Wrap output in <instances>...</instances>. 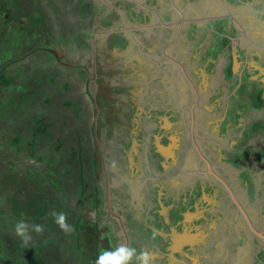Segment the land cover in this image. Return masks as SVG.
I'll list each match as a JSON object with an SVG mask.
<instances>
[{
    "label": "rangeland",
    "instance_id": "374dc122",
    "mask_svg": "<svg viewBox=\"0 0 264 264\" xmlns=\"http://www.w3.org/2000/svg\"><path fill=\"white\" fill-rule=\"evenodd\" d=\"M32 1L36 2L37 0ZM39 1L42 7L46 6L44 0ZM48 1L59 3V7L62 10H65L63 12L64 17L67 18L69 16V11L63 8L64 5L61 3L62 0ZM135 1L140 2L142 6L140 7L139 3L138 5L135 2L129 1H126L127 3L124 4L121 0H74L71 4L74 12L73 19L75 22L79 18L77 13L79 10L78 5H84L85 7V19L88 21L86 25L88 27L90 26V28L88 30L85 29V26H83V29L86 34L90 35V47H76L79 52L72 49L70 45L66 46L65 49L70 62L72 64H78V66L80 65L85 67L88 73L83 68L81 70L78 68L75 73L70 72V76L63 71L62 82L66 81V79L69 81L67 83L68 90L65 97L66 101L70 103V106L63 108L60 105L56 110L54 108L51 109L48 105H46L47 111H45V113L50 119L51 124L55 126L53 128V132L56 133L57 131L61 136L63 135V137H67L63 129L67 125L69 118H72L73 121H75L74 124L76 127L79 128L80 125L76 124V119H79L78 123L79 121H86L88 118V116H86V112H88L90 118H88L87 123L90 126L88 129L90 128L89 132L92 140L90 139V144L89 142L85 143V146H87L86 151L91 152L90 148L92 146L93 153L98 150L97 169L103 171L104 166H106V174L108 176V167H110V163L114 160V158H116L115 154L117 151L114 150L116 143L118 140L120 143L123 142L119 137L120 133H117L118 127L120 126V122L117 121L118 117L112 122V116L115 113V107L118 102L117 95H119L116 90L121 89L124 92V94H121L122 96H119V99H122V101L128 100L127 102L138 108L136 110L134 108V110L132 108L129 109L131 110L129 113L130 115H128L129 118L126 119L125 122L121 117V123L123 124L124 122L125 128H131L136 131L133 133L131 130V135H137L138 131L141 132L140 130L145 128V126H141L143 124L145 125V123H147L146 119H149L152 115L151 108L154 106V102L150 100V96L159 98L162 103H168L171 107L168 110L165 105L164 113H162L161 117H164L163 119L169 118V121L173 122V126L175 128H173L172 131H163L162 127V130L157 127L150 132L148 137L149 139H152L153 137L156 143L160 141L162 145L165 146L166 156L160 152V148L155 142L150 144L151 150L149 152V156L152 160H148L146 157L143 159L140 153L135 156L137 158L135 161L136 169L142 168L145 172H147L149 166H152L153 170L158 174H165L163 181H160L165 191V193H163L164 200L161 201V193H158L155 196L156 199L153 200V193L148 192V196L145 198L147 201L146 203H141V199H135V201L131 202L127 199L126 193L122 194L119 192L118 195L114 189H107L105 187L106 184L103 179H101L96 182V192L98 194H102L99 187L104 190V194H102L104 195V207L101 206V208L103 209L102 211L105 209L106 213L109 215L105 214L103 216L102 223L111 225L113 233L116 234L119 243L121 241V235L124 236V234H126L129 239L131 238V242L133 243L131 247L136 248L138 252L140 249L146 248L150 257V264H264V255L263 253H260V251L263 250L259 249V245H261V243L258 240H255L252 236L245 239L246 236L243 232H246L245 221L240 219L238 213L234 214L235 216L232 218L233 222H231V219L228 220L227 217L225 218L229 207L226 204L223 207L224 211L222 210L223 202L221 197L224 193H219L217 191L220 183H214L215 181H213L214 179L212 176L207 173L208 171L204 173L205 175L203 174V161L198 159L194 149L183 162L187 148L186 146L182 147V145L184 144L183 140L186 138V133H184V126L175 120L171 111L174 107L177 109V106L179 107L182 104H187L184 103L182 99L184 94L191 97V102L194 97L183 76L173 68L174 66L172 64L159 56L162 52H160V48L163 47V45L168 44V41L172 43L176 31L174 32L173 28H170L172 29L171 32L174 35L172 34L173 36H168V32L166 30L170 29H167L166 27L158 28V32H156V29L150 30L148 25L155 23L153 18L150 19L149 17H140V14H142L144 9L145 11L153 9L157 11L159 10V15L161 17L165 15L163 20L165 19L167 22L177 20L179 13H176L174 15L175 17H173L174 13L168 11L171 8L173 11L178 9L191 21H199L201 17H215L218 14L227 15L230 13V15H232V17L229 16L226 19H222L218 16L221 19L219 22L212 21L215 23L213 28H211L212 23L203 24V21L196 22L194 24L191 22L188 25L185 24L184 29L181 32L182 37L177 45L169 49V51H163L168 53L169 56H177L178 60H187L188 65L192 67L194 72V78L192 77L194 79V83L201 86L200 91L201 94H203L202 96L208 98V100H203L204 102L206 101L205 109L204 107L201 108L203 112L198 109L194 115L195 118L199 117V120L202 123L200 126L203 128L198 136L202 138V136H204L202 133L205 132V129H207V137L205 138L206 141H211L210 145H212L209 146L205 143L204 145L206 147L203 145L201 146L202 151H205L204 149L207 148V153H205L209 155L210 158L213 156L212 150L216 152L215 158H212L213 162L210 159L211 163L214 164L215 170L217 166L224 165L228 171L226 173L228 175V177H226L228 178V182H231L230 184H232L233 187L235 185L236 189H239H237V193L239 194L245 192L243 184L245 182H249L250 178L247 177L249 175H245V179L242 181L241 179H238V174L242 171L253 173V184L250 185L252 187L251 197L248 199L245 197L243 203L246 209L249 210V215L251 214L253 220L258 223L259 228L264 230V179L262 177L263 168H259L261 166L259 162L264 160V156H262L263 158L260 161L258 156L255 157L254 160L247 159L240 165H230L227 156L225 157L226 152H230V149L232 151L236 150L237 145L242 147V149H246L247 153H251L252 149H256L258 147L264 148L263 141L257 143L258 140H255L256 143H253L252 141H254V139H251L254 135L258 137L256 134H259V132H261L260 130H263L264 132V117H259L264 113V108L258 106L260 103H254L253 101L244 103L243 98L247 97H244L247 89H244L245 87H242V84L240 85L241 91H239V93L236 92L233 95L230 94L234 90H239V88H236L237 80H232L234 83L230 81L228 84L225 93L229 92L230 95H221L219 92L213 90L214 77L221 75L224 76L225 79L227 78V80L230 78L232 68L234 67L235 62L237 63V54L240 62L239 66L241 65L243 71L246 69L243 65L246 62L247 65H249V73L245 72V82H249L250 80H256L257 82L262 80L264 81V79L261 78L264 76V60L260 57V59L256 57L257 55L264 56V52L260 51L256 47V43L260 42L264 46V0H202L204 3L202 5H199L197 2L184 4V0ZM205 1L208 2V4H206ZM77 2L78 4H76ZM199 6L202 7V10ZM214 6L217 7V9H215ZM50 10L54 11V7H51ZM89 11L90 14L87 15V12ZM112 11H115L116 15H119L120 18L114 17L112 15ZM226 11H228V13H226ZM21 17V10L13 12L8 11L5 6V0H0V39L2 38V30L11 24L8 23L11 18L15 25L22 26L20 25ZM237 21L242 24L247 32H243V29L239 27ZM52 22L53 21L50 19L48 20L49 25H51ZM68 22L70 23V28L74 27L71 20H68ZM144 26H148V28H145ZM67 28L69 29L68 32H70V28ZM128 28H130L131 31H126ZM133 28H135V30ZM162 31L163 34L161 33ZM208 32L213 33L214 38L216 37L222 41L220 42L221 47L217 48L216 51L213 50L208 51L207 53H201L202 51L200 52L199 45ZM222 32H227L231 34V37L236 38L235 42H233V47L238 45L237 53L235 50L233 51L232 46L229 50V42H227L225 38L220 35ZM190 33L192 36H190ZM66 36L67 37L64 38L65 40H67L69 35ZM157 36L158 38L161 37L160 40H157L156 44L154 43L155 46H150L148 44V47L145 43V39L149 38L155 40ZM87 37L88 36H85L81 39L82 42H80V45H82V43L87 44ZM259 38H262L263 41H260ZM32 41L40 45V41L36 42V39H33ZM38 47L39 46L35 48L34 45H32L31 50L26 51L24 54H15L10 58H3L2 54V59L0 60V71H4L5 74L9 76L15 73L18 74L20 72L18 64L22 63V61L26 58L27 59L24 63L29 61V57L38 53ZM262 48L264 49V47ZM5 50H7V48L3 49V51ZM58 50H61L59 46ZM194 50L196 53L194 55L195 59L193 60L189 56L190 52H193ZM8 51L9 50L6 52ZM182 52L186 55H182ZM208 57L213 60L210 64H206L208 63L206 62ZM215 60L217 61L214 62ZM157 65L159 67H157ZM231 65H233V67ZM220 67H223L222 74L219 70ZM175 71L178 73L173 75ZM40 74L41 72H32L30 76L36 77ZM167 76L170 78H167ZM21 79L22 78L19 80ZM75 79H79L80 81L78 82ZM69 83L71 84L69 85ZM147 83H149L148 86ZM13 85L15 86V84ZM172 87H174V91H172ZM196 87L198 89V86ZM109 88L115 92V94H113L111 91L112 97L110 99L108 98L109 96H107L108 94L106 92ZM98 89H102L105 100H107L108 103L105 102L102 93H97ZM176 91H178V94L180 93L179 98L176 97V93H174ZM187 91L191 95L188 94ZM16 95L17 90L6 86L4 88L0 86V121L8 122L10 120L9 116H11V111L5 103H7L10 96L15 98ZM225 95H228L229 101L232 103V107L230 109L225 108L222 101H217L220 99V96L225 97ZM262 97L263 94L260 95L261 99ZM93 102L96 106H98V111L97 109L94 110ZM236 105V108L242 109V111L236 109L233 110ZM247 106H249V108L247 110H243ZM139 107L142 108L140 109ZM4 109L8 115L7 113L4 114ZM101 113H104L102 118H107V122L105 121V127L108 129V132H110L111 128L114 129L110 133L103 132V125L99 121ZM256 116L259 118L254 120ZM3 117H6V119H3ZM240 117L241 120L239 121L243 124L239 129L235 130L234 122ZM249 119L251 120L249 121ZM204 120L207 123H205ZM73 121L70 123L72 124ZM21 124H23V121ZM85 124L86 123H83L81 126H84ZM244 124H247L249 128L247 132H250L249 134L245 133L246 128L244 127ZM186 126L189 129V125ZM169 127L170 125L167 128ZM164 128H166V126ZM24 129L26 128H23L22 126L16 127V131H23ZM6 131L7 134L0 135V152L2 151V154L0 153V232L2 234L14 233V224L21 220L30 227L32 225H39L38 220H40L43 215V217L49 221L48 223L55 224L53 222V218H51L52 216L50 210L46 211L45 214H39L32 209L35 208L33 199L40 201V203H44V201L40 199L41 193L38 191L42 182H40L37 174L34 172V166L26 161L27 158L32 157L31 153L33 148L28 144L21 143L20 146H17L14 150H2L3 146L10 145L11 141H13L12 139H14V135L10 129ZM84 131L88 133V130ZM171 136L175 137V139L171 138ZM248 137L249 139H247ZM258 139L261 141L263 136L258 137ZM133 140H137V137H133ZM123 144H125L128 149L129 143L123 142ZM46 145H49V143H46ZM245 146L247 148H245ZM136 147L140 148V145H136ZM111 148L114 150V154H111ZM131 148L132 146L130 147V150ZM141 148L142 153L144 154V147L141 146ZM134 149L135 146L133 150ZM188 152H190V150ZM123 154L124 153H122V155ZM125 158L120 157L118 164L114 163V176L116 174L118 176L128 175V172L123 170L126 161ZM62 159L63 157L61 155H54L51 157V160L49 159L47 167H45L46 171L53 173L52 179L59 182L61 181L60 167ZM131 159L132 156H130V160ZM186 161L187 163H185ZM179 166H181L180 173H182V176L180 174L177 176H181L182 178H177V176H175L178 173ZM128 167L130 169V173L132 171H135L136 173L137 170L134 168L132 163H129V161ZM10 169L17 171L13 172V174L18 178L15 177L11 181L9 180L10 183L8 184V182H5V179L7 178ZM31 170L33 172H31ZM77 174H79V171L75 167H71L70 177H74ZM169 174H173L171 177L172 180L168 179L170 177ZM28 175L34 176V180H32L33 186L27 181L30 180L27 179ZM99 176H102L101 172ZM235 176L238 177L237 180L235 179ZM93 177H95L96 180V176H94V173L90 171V184H94ZM142 178H144V175L142 174L139 175L138 179L135 178V180H138L139 185H141L140 183L143 181ZM199 180L201 181L200 184ZM205 180H208L207 184L205 183ZM87 185H89V183ZM220 186L224 191L225 188L222 185ZM15 189L18 193L16 192V194H13L12 192ZM49 191L50 190H48L45 194L50 193ZM112 193L114 194L113 196H111ZM16 196L21 198L28 196L32 198L23 203L17 202V204H19V208H26L29 206V213L23 214V211L18 210L12 205V199ZM166 196L168 200L166 199ZM43 197L47 198L45 195H43ZM112 198H114L113 202L115 203L112 204L113 210L109 207V200ZM189 201L190 203H188ZM85 203L87 206L89 205V201H86ZM165 203L166 205L164 206ZM44 205L46 207V204ZM55 205L58 212L63 211L66 215L70 213L68 210L76 212L79 211L81 207L77 201L74 191H70L69 186H66V189L63 191V196L58 198ZM93 208H90V212L86 213V217L89 220L93 219L96 221L97 211L96 209L92 210ZM6 214H9L10 217L8 220H2V217ZM12 215H14V218H11ZM73 221L74 219L71 216H67L68 224H71ZM76 223L77 222H73V225L75 226ZM183 227L190 228L189 230H192L193 235L199 237V240L202 239L201 242L197 241L198 243L195 242L191 246L186 247V249L191 250L189 256L193 257L194 255L196 257H193L192 260H188L185 256H183V258L180 259L181 263L173 261L171 258H167L159 262L157 253L161 252L160 254H162L165 249L169 248L171 245V239L169 241L167 240L169 237H166L167 233L165 232H171L173 229L182 231ZM134 231H136V234H134ZM58 238L67 239V234L61 231V233H58ZM93 238L94 236L91 238V233H89L88 241L85 245L86 247H89V249L90 247H95ZM2 239L3 242L6 241L10 243L11 250H13L20 242L19 238L15 239L13 235L9 236V240L4 237ZM59 243L64 260H66L68 256L69 263L67 264H82L80 259H78L79 261H73V255L68 253L67 250L68 242L63 244L64 242L61 240ZM107 247L110 249V245H107ZM24 248L25 247L21 248L20 252H22ZM3 249L4 247H1L0 245V252H2ZM26 249H28V247H26ZM29 250L30 249L27 251ZM102 250L103 249H101L100 252ZM186 251L187 250H185L184 253ZM93 252L94 251L91 253ZM14 259L17 262L20 258L15 255ZM133 264H137V262L134 261Z\"/></svg>",
    "mask_w": 264,
    "mask_h": 264
},
{
    "label": "flooded vegetation",
    "instance_id": "af4514ba",
    "mask_svg": "<svg viewBox=\"0 0 264 264\" xmlns=\"http://www.w3.org/2000/svg\"><path fill=\"white\" fill-rule=\"evenodd\" d=\"M121 1H129V0H121ZM186 1H189V0H184V4H185ZM32 2H33L32 0H23V1H21V3H23L24 5L27 4V6H31V3ZM73 2H74V0H62L61 1V3L64 5L63 8L67 9L68 11L69 10L70 11H73L72 10L73 8L71 6V4ZM129 2H131V1H129ZM196 2L197 1H193L192 3H196ZM39 3H40V1H39ZM44 3L46 4V6H44V8H43V10H45L44 11V13H45V16H44L45 23H43L42 27L44 26V30H45L44 32L45 33H46V31H49L51 33V36L53 38V42H51L50 37H49L48 39H46V42H47L46 45L45 44L44 45H39L38 52H39V56H41L42 58L40 60H38V61H39V67L43 66L42 69L45 72L48 71V72H51L54 75H56L55 76L56 77L55 78V82L50 83V85L47 88H45V91H46V95H49L53 99V101H52L53 104H50L48 107L51 108V109L54 108V109L57 110L60 105L63 108H67L68 106H70V103L68 101H66V97H65V95L67 94V90H68V84L67 83L69 81L66 79V81L62 82L63 81V78H62L63 71L65 73H67L68 76H70V72L71 73L77 72V69L78 68L80 70L83 68L88 73V71H87V69L85 67H82L80 65L78 66V64L75 65V64H72L70 62V59L67 56V51L65 49L67 43L65 42L66 40L64 39V38L67 37L66 35H69L70 36V35H73V33L77 32L78 31V28H79L78 25H81L82 26L81 23H83L84 19L78 18L76 20V22L74 21L73 18H65L64 19L63 18V16H64L63 15V12L65 10H62L59 7V3H55L54 1H48V0H44ZM76 4H78V2ZM198 4L199 5H202L204 3L202 1H200ZM51 7H54V12L56 14L53 11L50 10ZM81 8L84 9L85 8L84 5H82V6L78 5V9H79L78 12H77L78 15L81 12ZM199 8H201V10H202V7L199 6ZM41 10H42V8H41ZM141 10H143V9H141ZM148 10L149 11H152V12L145 11V9L143 11L146 12V15H149L148 17L150 19L153 18V20L155 22V23L149 24L148 26L150 27V30L156 29V32H158L157 31L158 28H163L161 26V21L163 20V17L165 15L163 16V14L161 13L162 16H163V17H161L159 15V13H160L159 10L158 11L157 10H153V9H148ZM168 11H170L172 13L176 12V10L173 12V9L172 8L170 10H168ZM57 14H58V17L56 16ZM210 18H212V19H210ZM213 18L214 17H201L200 20L201 21L202 20H205V21L202 22L203 24H205V23H212L211 28H213V26L215 25L214 22H219L220 19H221V18L220 19H218V18L213 19ZM226 18L227 17H225L224 19H226ZM49 19L51 21H53L51 23V25L48 24V20ZM207 19H210V20L209 21H206ZM68 20H71L72 21V24H74V27L70 28L71 26H70V23L68 22ZM212 21H214V22H212ZM164 22H167V21L165 20ZM76 23L78 24L77 27L75 26ZM237 24L239 25L240 28L243 29V32H247V30L244 29V27L242 26V24L240 22L237 21ZM84 26L86 27L85 29H88L89 30L90 26L88 27L86 24ZM148 26H144V27L145 28H148ZM67 27L70 28V32H68L69 29ZM133 29L135 30V28H133ZM127 30L130 31V28H128ZM163 31L161 32L162 34H163ZM166 31L168 32V36L173 34L171 32L172 29L166 30ZM173 31L174 32L176 31L175 32V36L173 38L174 39L173 41H175L176 40V35H177V29L176 28H173ZM200 32H201V30H200ZM261 34H263V33H261ZM213 35H214L213 33H209V32L206 33V37L203 39V41L199 45L200 52L202 51L201 53H207L208 51H213V50L216 51L217 48H220L221 47V43L220 42H222V41L219 40L216 37H215L216 38L215 39L213 37ZM220 35L222 37H224L227 42H229V47H231V46L233 47V42H235V39L236 38L231 37V34H229L227 32H222ZM69 36H68V38H69ZM87 36H89V35H87ZM158 36H159V34H158ZM158 36L155 38V40H152V39L151 40L153 42H156L157 40H160L161 37L158 38ZM190 36H192L191 33H190ZM80 37H82V36L80 35ZM181 37L182 36H180L178 38V40H176V43L172 47H169L168 49H166V51H169V49L175 47L177 45V43L179 42V40L181 39ZM56 38H57V40H56ZM147 39H149V38H146L145 39V43L148 46V44L146 42ZM259 40L260 41H263L262 38H259ZM86 42H87V44H90V38L89 37L86 39ZM188 42H189V40H188ZM168 43H170V41H168ZM73 44L71 43L73 49L76 52L78 51L76 49V47L82 48L77 42H74ZM256 44H257L256 47L260 51L264 52V49L262 48L264 46L262 45V43L260 42V43H256ZM58 46L61 49L60 51L58 50ZM163 47H164V45H163ZM163 47L160 48V52L163 51ZM237 48H238V45H236V47H233V50H235L236 53H237ZM55 49H56V51H55ZM195 53H196L195 50L193 52L192 51L190 52V56L189 57L191 59H193V60L195 59L194 58ZM165 54L168 57H172V56H169L168 53H165ZM181 54L184 55L185 53L182 52ZM261 54H263V53H261ZM159 56H160V58L163 59L162 52L160 53ZM237 56H238V54H237ZM173 57L177 61H179L184 67L187 68V71L190 73L191 76L194 74V72L192 70V67H190L188 65V63H187V60H185V59L184 60H180V59L178 60L177 56H173ZM256 57L257 58L260 57L262 60H264V56H262V55L261 56L257 55ZM238 60H239V58H238ZM24 61H22V63ZM216 61L217 60H215L214 62H216ZM206 62H208L206 64H210V63L213 62V60L210 57H208L207 60H206ZM170 64H172V63H170ZM231 66L233 67V65H231ZM243 66L246 69L244 71L243 70L239 71L238 74H236L237 71L235 70V68L234 67L233 68L231 67L232 68V74L234 72V75H231L230 76V79H228V80H227V78L225 79V77L224 76H221V75L214 77L213 78V80H214L213 81V90L219 92L221 95L229 94V92L225 93V91H226V89L228 87V84L232 80H237L236 88H239V90H235L236 92L239 93V91H241V87H240L241 84H242V87L243 86L245 87L244 89H247L246 95H244V97H246V96L247 97L245 99L243 98L244 99V103L253 101L254 103H260V105H258V106L264 108V97H262V99L260 98V95L263 94V91H264V81L262 80L260 82H257L256 80H250L249 82H245V72H248L249 73V67H248L249 65H247V62H246ZM157 67H159V66L157 65ZM252 67H254V66H252ZM173 68L176 69L183 76V73H182V71L179 68H177L175 66ZM219 70H220V72L222 74L223 67H220ZM177 71H175V73L174 74L172 73V74L173 75H176V73H178ZM166 72H168V71H166ZM94 75H95V73H94ZM87 76H89V75H87ZM45 77H46V80H47L48 77L47 76H45ZM183 78H184V76H183ZM261 78L264 79V76H262ZM75 80H77L78 82L80 81L79 79H75ZM232 82L234 83V81H232ZM70 84L71 83H69V85ZM73 84H74V82H73ZM94 85H95V83H94ZM148 85H149V83H147V86ZM211 88H212V86H211ZM111 91H112L111 88H109L108 91L106 90V92L108 94L107 96H109L108 97L109 99L112 97ZM172 91H174V87H172ZM198 91H199L200 98H201V103H200L198 109H199V111L203 112V110H201L202 107H204V109H205V102L203 100H206V99L208 100V98H205L204 96H202L203 94H201V91H200V88L199 87H198ZM235 91H232L230 94L233 95V92H235ZM116 92L119 95H117L118 102H117L116 107H115L116 108V110L114 111L115 113L112 116V122H113V120H116V118L118 117V120L117 121L120 122V126L118 127L117 133L118 132L120 133L119 134V137L122 139L123 142L129 143V147L127 149L126 146H125V144H123V142L120 143L119 140L117 141L116 147L114 149V150L117 151L116 154H115L116 155V158H114V160L112 162L110 161L111 163H110V167H108V170H109V175L108 176L106 174V172H107L106 166H104L103 171L100 170V169H98L97 173L94 172L95 166H96V165L94 166V161L96 160L95 158L97 157L98 150L96 152L94 151V153H93V146H92L90 148V151L92 153L86 151L87 146H85V143H88L89 142V144H90V139H91L90 132H89V129L90 128L88 129V127H90V126L87 123L88 122V118H90L89 113L86 112L87 113L86 116H88V118L84 122L83 121H79V123H78V120L79 119L78 120L76 119V124L80 125L79 128L76 127V125L74 124L75 121H73L72 118H69V121H68L67 125L63 129V131L65 132V134L67 135V137L66 136L63 137V135L61 136L60 134H58L57 131H56V133L53 132V128L55 126L51 124L50 119L48 118V116L45 113V111H47L46 103H41L42 106H43V111H42L43 113L41 115V118L45 120V123L48 125L47 127H48L49 134H51V136H48L49 134L48 135H45V136H41V138H40V141H41V149H42L41 150V154L44 155V156H46V155H48L49 152H50V154L52 152H55V155H58V156L61 155L63 157L62 163H61V167H60L61 168V181L60 182L59 181H56V185L58 183V186L60 184L63 185V183L66 180V178L67 179L69 178V180L70 179L72 180L74 178V177H70L69 176L71 173H70V170L69 169H66L67 164L69 162H72V163H76V164L79 165V168L77 169L79 171V174H77V179H75L73 181L78 184V189L80 191H82V193H85L86 201H89V204L92 203L97 198L95 207L94 206H92V207L90 206V208H93L94 207L92 210L96 209V211H97V214H96V218L97 219H96V221H94L93 219H90L89 220L86 217V220L89 223L93 224L96 227V229L98 230V233L93 238V242H94L95 246L98 245L99 243H101L100 237H101V235L104 234V235H106V240L103 242V245H105V244L110 245V249H112V247H113V249H115L120 244H124V245L131 246V245H133V243L131 242V238L129 239L126 234H124V236L121 235V241L119 243L116 234L113 233V229H112L111 225L110 224H104V223H102L103 216L105 214L106 215H108V214L106 213L105 209H104V211H102L103 209L101 208V206L104 207V195H102V194H104V190L101 187H99L101 189V191H102V194H98L96 192V182H98L101 179H103L104 183L106 184L105 187L107 189H114V191L117 192L118 195H119V192H121L122 194L126 193L127 199H129V201H131V202L135 201V199L136 200L141 199V203H146L147 201L145 200V198L148 196V192L149 193H153V195H154V197H153L154 199L153 200L156 199L155 196L158 193H161L162 194L161 195V201H163L164 200L163 193H165V191H164V189L162 187V183L160 181H163V179L165 178V174H158L157 172H155L153 170V167L152 166H149V169H148L147 172H145L142 168L136 169V166H135V163L136 162L135 161L137 160V158L135 156L138 155V153H140L142 155L143 159H144V157H146V159L152 160L150 158V156H149V152L151 150L150 149V144L151 143H154L155 141H154V138L153 137H152V139H149L148 138L150 132H152L157 127H159V129H161V127H162L163 128V131L164 130L172 131L173 128H175L173 126V122L172 121L171 122L169 121V118L163 119L164 117H161L162 113H164L165 105L167 106V109L168 110L170 109L171 105H169L168 103H166V104L165 103H162L160 101V99L157 98V97L150 96V100L154 102V106L151 108L152 115H151V117L149 119H146V122L147 123H145V125L143 124L141 126V127H144L145 126V128H142L140 130L141 132L138 131L137 132L138 133L137 135H134V134L131 135V130H132L133 133H135L136 131H134L131 128H125L124 127V122H125L126 119L129 118L128 115H130L129 113L131 111L129 109L130 108H132V109L134 108L136 110L138 108L135 107V105L130 104L129 102H127L128 100L127 101L126 100H123L122 101V99H119L120 98L119 96H122L121 94H124V92L121 89H117ZM97 93L98 94L102 93L103 94V98L105 100V96H104V93L102 92V89H98L97 90ZM112 93L115 94L114 91H112ZM174 93H176V97L179 98V94L180 93L178 94V91H176ZM187 93L190 94L188 91H187ZM62 95L65 97V101L62 100V99H59L58 102H57L55 100V97L56 96L60 97ZM124 99H125V97H124ZM182 99H183V102L184 103H187L188 104V106H187V104L186 105L185 104H182L179 107L177 106V109H176V107H174L171 112L173 113L175 120L179 124H181L182 126H184L183 127L184 128V133H186V138H185V140H183L184 141V144L182 145V147L183 146H186V148H187L186 149V152H185V155H184L183 162L185 161L186 157H188V155L190 153H192L191 151H193V149H194L196 155L198 156V159L201 160V158L199 157V155H198V153H197V151L195 149V145H194V143L192 141V137L190 135V131H191L190 130V127L188 129L189 131L185 130V126L186 125H191L192 116H193V113H192V104L194 102V99L191 102V100H190L191 97H189L186 94L183 95ZM217 101L218 102H221L222 101L224 103V107L225 108L230 109L232 107V103L229 101L228 95L227 96L225 95V97L220 96V99L217 100ZM66 102H68L69 105H67ZM105 102L108 103L107 100H105ZM43 104H45V105H43ZM93 105H94V110H96L98 108V106H96L94 102H93ZM119 107H120V109H119ZM236 107H237V105L235 106V108H233V110L236 109V110L242 111V109H239V108H236ZM248 108H249V106H247L243 110H247ZM109 109H110V106H109ZM158 109H159V111H158ZM98 110L99 109H97V111ZM119 110H120V112H119ZM24 111H26V113L24 115H31V114L37 115L36 110L34 108H32V107H30L29 109L27 108L26 110L24 109ZM10 114H11V116H9L10 117V120H9L8 124H6L7 122L0 121V135L7 134V131L6 130H8V129H11L13 131H16V127L17 126H22L23 128H26V129H24L23 131L17 130L16 132L21 133L25 138L27 137V139H28V136L29 137L31 136V134H29V132H30V129H31V126H32V123L29 122V116H27L28 118L26 117L28 120L25 119L24 117H19L16 120V116H15L16 113L13 110H11ZM103 114L104 113H101L100 119H99L100 123L103 125V132L104 133H110L114 129L111 128L110 132H108V129L105 127L106 122H107V118L106 119L102 118L103 117L102 116ZM7 115H8V113H7ZM108 115H109V113H108ZM121 117L123 118V121H124L123 124L121 123ZM157 117H158V119H157ZM193 117L195 118V115ZM259 117H264V113L262 115H260ZM259 117L256 116V118H254V120L255 119H258ZM59 118H61V117H59ZM3 119H6V117H3ZM195 119L197 121L196 125L197 124L198 125H197V128L195 129V131L192 130V133L195 132V137L197 138V145H196V147H199V149L202 150L201 146L202 145L205 146L204 145L205 143H207L209 146H212V145H210V142L211 141H206V138H205V137H207V129H205V132H203V133L201 132L204 135V136H202V138H200L198 136V134L200 133V131L203 128L200 126L202 123L200 122L199 117H197ZM71 120L73 121L72 124L70 123V122H72ZM239 120H241V117L239 119L235 120V122H234L235 130L236 129H239L242 126V124H243V123L241 124L240 123L241 121H239ZM250 120L251 119H249V121ZM20 121H23V124H21ZM263 121H264V119H263ZM83 123H86V124L84 126H81V124H83ZM205 123H207V122L205 121ZM100 125H99V127H100ZM169 125H170V127L167 128ZM165 126H166V128H164ZM246 126H247V124H244V127L246 128L245 133H248L249 134L250 132H247L249 128H248V126L247 127ZM69 127H70V129H69ZM193 128H194V126H193ZM104 129H105V131H104ZM84 130H88V133H86ZM120 131H123V132H120ZM260 131L261 132H259V134H256V135L258 137H262L263 136V139L260 141L258 139V137H256L254 135V136L251 137V139H254V141H252L253 143H256L255 140H258L257 143L258 142H262V141L264 142V135H263L264 132H263V130H260ZM133 137H137V140L134 141L133 140ZM249 137L247 139H249ZM171 138H174L175 139V137H173V136H171ZM51 139H52V141H51ZM46 141L50 142V144L49 145H46V143H48ZM51 143H53L55 145L52 146ZM135 144L136 145H140V148H137ZM156 144L160 148V152L164 156H166V154H165L166 153L165 146H163L160 141H158V143H156ZM8 146H6L5 149H8ZM131 146H132V148L130 150V147ZM134 146H135V149L133 150ZM141 146L144 147V154L142 153ZM81 148H82V152H81L82 153V158L81 159H83L84 161H86V163L84 165H82L81 160L76 159V160L72 161V159L75 158V152H76L75 150L76 149H80L81 150ZM245 148H247V147L245 146ZM114 150L111 148V151H112L111 154H114ZM189 150H190V152H188ZM204 150L205 151H203V153H204L205 157L209 161L211 159V161L213 162V159L212 158L213 157L215 158L216 152L214 150H212V155L213 156H211V158H210L209 155L206 154L207 153V148L204 149ZM263 152H264V148L263 147H258L256 149H252L251 153L250 152L247 153L246 152V149H242V147H240L239 145H237L236 146V150L232 151L230 149V152L229 151L226 152L225 157L227 156V159L229 160V164L230 165H233V164L240 165L242 162L246 161L247 159L254 160V158L255 157H258V156H259V161H260L263 158L262 156H264V153ZM0 153L2 154V151ZM122 153H124V154L122 155ZM200 153H202V152L200 151ZM130 156H132V159L131 160H130ZM89 157H90V159H89ZM120 157H122V158H125L126 157L125 158L126 161H125V165H124V169L123 170L128 172V175L127 176H122V175L121 176H118L117 174L114 176V171H113L114 170V168H113L114 167V163L118 164ZM48 160L49 159H47L45 161V163L43 162V163L40 164L39 161L36 159V157L35 158L29 157V158H27L26 161L28 163L32 164V165L35 164V163L37 165L39 163V166L38 165L36 166V168L38 169V171L40 170L41 172L44 171V173H46L47 171H46V168L45 167H47ZM128 161H129V163H132L133 164L134 168L137 170L136 173H135V171H132L130 173L131 165H130V169H129V167H128ZM211 161H210V163H211ZM185 163H187V161ZM180 164H181V161H180ZM259 164L261 165L259 168L260 169L263 168V175H262V177L264 179V160L263 161H260ZM212 165H214V164H212ZM118 166H121V165H118ZM143 166H144V162H143ZM203 166H204L203 168L205 169V171L203 169V174L208 171L207 173L210 176H212L211 175V173H213L212 169L210 168L208 170V167H207L206 163H204V162H203ZM180 169H181V166H179L178 173L177 174L174 173V174H176L175 176H177L178 174H180L182 176V173H180ZM216 170H217L216 172L221 177H223L225 180L228 179V178H226V177H228V175L226 174L228 171L226 170V167L224 165L223 166H217ZM90 171H92V173H94V176H96V180H95V177H93V181H94V184L95 185L94 184H90ZM100 172H101L102 176H99ZM140 174L144 175V178H142L143 181L140 183L141 185L138 184V180H135V178L136 179L139 178V175ZM252 174L253 173H247V172L242 171L241 173L238 174L239 175V178L236 177L237 175L235 176V179L236 180L238 178V179H241L242 181H244L245 175H249L247 177L250 178V181L247 182V183L245 182L243 184V187H244L245 192H243L241 194L237 193L239 189L237 188L238 189L237 190L236 187H235V185L233 187L232 184H230L232 186L234 192L236 193V195H237L240 203L243 206H244V203H243L244 198L246 197L248 199V198L251 197V189H252V187L250 185L253 184V177H254ZM172 175L173 174H169L170 177L168 179L172 180V178H171ZM181 176L180 177L177 176V178H182ZM140 178H141V176H140ZM212 178L214 179L213 181H215L214 183H218L219 184V182H217L216 179L213 176H212ZM142 179H139V180H142ZM200 182L201 181L199 180V184H200ZM69 183L71 184V182H69ZM88 183H89V185H87ZM205 183L207 184L208 183V180H205ZM220 185H219V188L217 189V191L219 193H221V192L224 193L222 195V197H221V200L223 202V204H222V210L224 211L223 207L226 204L229 207V209L227 210V214H226L225 218L227 217L228 220H230V219L232 220L233 216H235L234 214L235 213H238L240 219H242L244 221L241 213L239 212L238 208L236 207V205L232 201L229 193L226 190L223 191V189H222V187ZM263 185H264V180H263ZM240 187H242V186H240ZM143 190H145V191H143ZM74 194H75V196H77L76 190H74ZM113 195L114 194L112 193L111 196H113ZM166 199L168 200L167 196H166ZM113 200H114V198H112V199L109 200L110 201V204H109L110 209H112V204H115L113 202ZM188 203H190V201ZM79 205L81 207L83 206L82 207L83 209H86V213L87 212H90L91 209L89 208V206H87V204L85 202L84 203H81V204L79 203ZM165 205H166V203L164 204V206ZM244 208L246 209L245 206H244ZM114 209H115V207H114ZM246 210H247V212L249 214V210L248 209H246ZM250 216H251V214H250ZM113 220H115V219H113ZM73 222H76V221L74 220ZM73 222L71 224H69V225H71V226H73V228H75L77 226V223L74 226L73 225ZM231 222H233V220ZM253 222H254V224L256 226H259L258 223L255 222L254 220H253ZM118 228H119V226H118ZM59 231L61 232L60 229H59ZM243 232H244V234L246 236L245 239H248L249 236H252L251 233H250V231H249V229L247 228V226H246V232L245 231H243ZM134 234H136V231H134ZM88 237H89L88 234H80L79 236H77L76 235V232L73 231L70 235L67 234V239L57 238V241L59 242V241L63 240V242H64L63 244H65V243L68 242V244H67V250H68V253H70V254L73 255V257H74L73 261H76V260L79 261L78 259H80V262H82V264H93V263H95V260L97 258V255H94V254H96V252H95L96 251V247H93V248L90 247V249H89V247H86L85 246L86 243H87V241H88ZM253 244H254V242H253ZM256 246H258V245H256ZM259 247H258L259 249H261V250L264 251V245L263 244L259 245ZM79 250H81V251L79 252ZM92 251H94V252L91 253ZM263 251H260V253L261 254L263 253V255H264V252ZM168 254L170 255V253H167L166 251H164L162 253V255H160V253H157V255H158L157 258L159 259V262H161L164 259L171 258ZM79 255H80V257H77ZM176 255L179 256L180 254L177 252L175 254V256ZM187 259L188 260H192L193 258H191V259L187 258ZM62 261H63V264L69 263L68 262V256H67V259L66 260H64V258H63Z\"/></svg>",
    "mask_w": 264,
    "mask_h": 264
},
{
    "label": "trees",
    "instance_id": "16d2710c",
    "mask_svg": "<svg viewBox=\"0 0 264 264\" xmlns=\"http://www.w3.org/2000/svg\"><path fill=\"white\" fill-rule=\"evenodd\" d=\"M21 1L23 0H5V6L8 11L13 12V11L21 10L22 17L20 20L21 22L20 25L22 26L15 25L11 18L8 21V23H11L9 24L10 26L8 25V27L2 30V38L0 39V60L2 59V54H3V58L4 57L10 58L14 56L15 54H24L26 51L31 50L32 45H34V47L37 48L39 44L33 42L32 41L33 39H36V42L40 41V45H44V44L46 45L47 44L46 39H48L49 37H50L51 42H53L51 33L49 31H46L45 33L44 26L42 27L43 23H45V19H44L45 10H43L44 7L41 6V3H39V0H37L36 2L33 1L31 3V6H27V4L24 5L23 3H21ZM193 1L195 0L186 1L185 4H192ZM121 2L122 3L124 2V4L127 3L126 1H121ZM197 2L199 3L198 0ZM41 8L43 11L41 10ZM84 12L85 10L81 8V12L79 13V18L84 19L83 23H81L82 26L78 25L79 27L78 31L73 33L74 36L70 35L69 38H67V40L65 41L67 43L66 46L70 45L72 49L73 47L71 43L73 44L74 42H77L80 45V42H82L81 39L88 35L84 33V30H83V26L88 23V21L85 19ZM89 14H90V11L87 12V15ZM175 14L176 12H174L173 17H175L174 16ZM73 15H74L73 11L69 10V16L67 18H73ZM112 15L116 18L118 17L120 18L119 15H116L115 11H112ZM56 16L58 17V14ZM140 16L142 18H148L149 15H146V12L142 11V14ZM63 18L65 17L63 16ZM75 26L77 27V23ZM80 35H82V37H80ZM146 42L150 46H155L156 44V42H152L151 39H147ZM80 46L81 47L86 46L87 48H89L90 44L82 43V45ZM4 48H7V50L9 51L8 52H6L7 50L3 51ZM230 49L231 48L229 47V50ZM41 58L42 57L39 56V52H38L32 55L31 57H29L28 59L29 61H27L26 63H24L25 62L24 61L23 63L18 64L20 68V72L18 74L15 73L9 76V75H6L4 71H0V86L3 88L6 86V87H10V88L17 90L16 97L14 98L10 96L9 99L7 100V103H5L10 109V111L13 110L16 113L15 114L16 120L19 117H24L25 119L28 118L27 115H24L26 113L24 109L26 110L27 108L29 109L30 107H32L37 112V115L31 114L29 116V122L32 123V126L29 132L31 136L30 137L28 136V139L27 137L25 138L21 133L10 129L14 135V139H12L13 141H11L10 145L8 146V150H14L17 146H20L21 143L28 144L29 146L33 148L31 156L33 158L36 157V159L39 161L40 164L43 162L45 163L47 159L51 160V157L55 155V152H52L51 154L49 152L48 155L46 156L41 154L42 149H41L40 138L41 136H45L49 134L48 127H47L48 125L45 123V120L41 118V115L43 113L42 112L43 106L41 103H46V105L48 106L50 104H53L52 103L53 99L49 95H46L45 88H47L50 85V83L55 82V78H56L55 77L56 75H54L53 73L48 72V71L45 72L42 69L43 66L39 67L38 60H40ZM32 72H41V74L36 77H33V76H30ZM45 76L48 77L47 80ZM20 78L22 79L19 80ZM13 84H15V86ZM59 99H62L65 101V97L63 95L60 97L58 96L55 97V100L57 102ZM66 103L67 105H69L68 102ZM6 113L7 112L4 109V114ZM8 122L6 124H8ZM48 136H51V134H49ZM48 143L50 144V142ZM51 145L54 146L55 144L51 143ZM5 147L6 146H3L2 149H5ZM75 151H76L75 158H73L72 161L78 159V160H81L82 165H84L86 161L81 159L82 158V153H81L82 148L81 150L76 149ZM95 159L96 160L94 161V166L95 165L96 166H95L94 172L97 173L98 171L97 157ZM39 163L37 164L38 166H39ZM37 165L35 163L32 166H34V172L37 174L38 179L40 180V182H42V185L40 186L38 191L41 193L40 199H42L44 203H40V201L33 199V204L35 208H32V209H34L35 212L39 214L40 213L45 214L46 211H49V210H50V213H52V211L58 212L57 208H55L56 207L55 204L57 203L58 198L63 196V191L64 189H66V186L70 187V191L76 190V193H77L76 198L80 204L86 202L85 193H82V191L78 189V184L73 181L77 179V175L74 176L72 180L71 179L69 180V178L68 179L66 178V180L64 181V185L60 184L58 186V183L56 185V181L52 179L53 173L49 171H47L46 173H44V171L41 172L40 170L37 171V168H36ZM71 167H75L76 169H78L79 165L76 163L69 162L66 166V169H69L70 173H71ZM9 171L10 172L8 173V176L5 179V182L6 183L8 182V184L13 178L16 177L14 176L13 172H17L16 170L13 171L12 169H10ZM31 172L33 171L31 170ZM33 177H34L33 175H30V176L28 175L27 177V179H30V180H27L28 183L31 184L32 186H33L32 180H34ZM69 182H71V184ZM16 189L12 192L13 194H16V192L18 193ZM44 190H47V191L50 190L49 191L50 193L45 194L47 191H44ZM43 195L47 196V198L43 197ZM24 197L26 199L16 196L15 198L12 199L11 203L18 210L23 211V214H27L30 211V207L28 206L26 208H19V204H17V202L23 203V202L28 201L29 199H32L31 197H28V196H24ZM96 201H97V198L88 205L89 208L90 206L91 207L95 206ZM44 204H46V207ZM82 207H80L81 210L79 209V211H76V212L72 210H68V212L70 213L67 214L66 216H71L77 222V226L74 228L75 229L74 231L76 232L77 236H79L80 234L89 235V233H91V237H93L98 233V230L93 224L89 223L86 220V209H83ZM43 216H41L40 220L38 221H39V225H43L45 231L40 234H37L35 232L31 233L33 235V239L28 245V249H30L29 251H27L28 249L24 248L23 251L20 252V249L23 248L21 245V241L16 245V247L13 250H11L10 243L6 241L3 242L2 238L4 237L5 239H8L9 236L11 235H13L15 239H18V237H16L14 233L2 234L0 232V245L1 247H4L2 252H0V264H63V261H62L63 254L61 252L62 249L60 248V243L57 241L58 232L60 231L56 225L52 223H48L49 221L45 219ZM9 217L10 215L6 214L4 215V217H2V220L3 219L8 220ZM11 218H14V215H12ZM16 223L14 225H16ZM100 239H101V243L96 245L95 246L96 251L94 250L96 252V254L94 255H97V256L99 255V252L101 249L103 250L108 249L107 244L103 245V242L106 240V235L104 234L101 235ZM192 240L195 241L193 238L189 239V241H192ZM80 251L81 250H79V252ZM15 255L20 258L19 261L17 262L14 259ZM77 257H80V255Z\"/></svg>",
    "mask_w": 264,
    "mask_h": 264
},
{
    "label": "water",
    "instance_id": "95a60500",
    "mask_svg": "<svg viewBox=\"0 0 264 264\" xmlns=\"http://www.w3.org/2000/svg\"><path fill=\"white\" fill-rule=\"evenodd\" d=\"M131 2H135V3H139V6H142V4L138 1L135 0H129ZM114 5V4H113ZM177 13H179V17L177 20L174 21H170V22H164L163 20L161 21V26L162 27H166L167 29L170 28H176L177 29V35H176V40H178V38L181 36V32L184 29L185 24H189V23H196V22H200L201 20L199 19V21H194V20H189L187 19L184 14L182 12H180L178 9L176 10ZM212 19V18H210ZM210 19H207L206 21H209ZM213 19H216L213 18ZM205 21V20H202ZM129 31V30H127ZM131 31V30H130ZM100 34V33H99ZM176 40L173 41L172 43H168L165 44L163 47V50L168 49L169 47H172L175 43ZM162 56L164 57V60L168 61L169 63H172L175 67L179 68L182 73L184 78L186 79V81L188 82L190 89L192 91L193 97H194V102H193V107H192V113L194 116V113L198 110V106L201 103V98H200V94L198 93V89L196 87V85L191 81V79L188 77V71L187 68L184 67L179 61H177L174 57H168L166 56V54L164 53V51H162ZM192 116V121H191V131H190V135L192 137V141L195 145V149L199 155V157L201 158V160L206 163L208 170L211 168L213 173H211V175L216 179L217 182H219L224 188L225 190L229 193L232 201L234 202V204L236 205V207L238 208L239 212L241 213L245 224L247 226V228L249 229L251 235L258 240L261 244L264 245V230L259 229V226H256L253 222L252 217L248 214L247 210L244 208V206L240 203L236 193L234 192L232 186L230 185V183L225 180L223 177H221L215 170L214 165H212V163H210V161L205 157L203 151L201 149H199V147H196L197 145V138L191 134L192 130H194L196 128V119ZM194 126V128H193ZM202 153H200V151ZM192 215V214H191Z\"/></svg>",
    "mask_w": 264,
    "mask_h": 264
},
{
    "label": "clouds",
    "instance_id": "9594fccd",
    "mask_svg": "<svg viewBox=\"0 0 264 264\" xmlns=\"http://www.w3.org/2000/svg\"><path fill=\"white\" fill-rule=\"evenodd\" d=\"M232 17V15H229ZM228 17V16H227ZM233 49V47H232ZM234 51V50H233ZM237 63H240L237 56ZM53 222L65 233L70 235L74 228L67 223V216L63 211H52ZM45 231L43 225H32L31 227L24 221H18L13 229L14 235L21 241L22 247H28L33 237L30 234H37ZM150 264L149 253L146 248L137 251L129 245L120 244L115 249L102 250L95 260V264Z\"/></svg>",
    "mask_w": 264,
    "mask_h": 264
},
{
    "label": "crops",
    "instance_id": "0c3cea01",
    "mask_svg": "<svg viewBox=\"0 0 264 264\" xmlns=\"http://www.w3.org/2000/svg\"><path fill=\"white\" fill-rule=\"evenodd\" d=\"M198 1H202V0H198ZM205 3L206 4H208V2H206L205 1ZM214 8L215 9H217V7H215L214 6ZM226 13H228V11H226ZM229 14L230 13H228L227 15H224V14H218L217 16H215L216 18H218V19H220V17L222 18V19H224L225 17H229ZM218 16H220V17H218ZM214 17V18H215ZM199 19V18H198ZM163 59H164V57H163ZM239 63H236L235 62V64H234V68H235V70L237 71V73L236 74H238V72L239 71H241V70H243L242 69V67H241V65L239 66ZM238 69V70H237ZM230 75H234V73L233 74H230ZM188 77L191 79V81L194 83V80H193V78H194V74L191 76L190 75V73L188 72ZM193 77V78H192ZM167 78H170L169 76H167ZM230 79V78H229ZM184 80H185V82L187 83V85L189 86V84H188V82L186 81V79L184 78ZM195 84V83H194ZM172 85H175V84H172ZM196 85V84H195ZM196 86H198L199 88L201 87V86H199V85H196ZM189 88H190V86H189ZM235 91V90H234ZM236 92V91H235ZM235 92H233V94L235 93ZM263 97H264V91H263ZM241 98V97H240ZM245 99V98H244ZM206 102V101H205ZM217 102V101H216ZM193 105V104H192ZM189 127H190V130H191V125H189ZM186 130L187 131H189L188 130V127L186 126ZM193 136H194V138H195V132H193V133H191ZM200 151V150H199ZM167 210V209H166ZM252 219H253V217H252ZM190 228H186V227H183V229H182V231H179V230H172L171 232H165V233H167L166 234V237L168 238L167 240L169 241L170 239H171V241H170V247L169 248H166L165 249V251L167 252V253H170V257H171V259H173V261H180V259H182L183 258V256H185L186 258H189V259H191V258H193V257H196V256H194L193 255V257H190L189 255H190V252H191V250L190 249H186V247L187 246H191L193 243H195V242H201L202 241V239L201 240H199L200 238L199 237H197L196 235H193V233H192V230H189ZM175 232H177V233H175ZM191 238H193L195 241H189V239H191ZM197 242V243H198ZM185 250H187L185 253H184V251ZM179 253L180 255L179 256H175V254L176 253ZM161 253V252H160ZM160 255H162V254H160ZM177 258V259H176ZM175 259V260H174Z\"/></svg>",
    "mask_w": 264,
    "mask_h": 264
}]
</instances>
